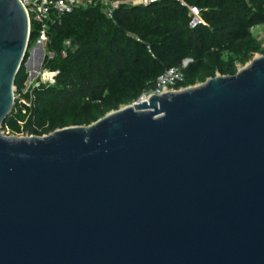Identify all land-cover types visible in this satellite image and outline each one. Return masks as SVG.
I'll use <instances>...</instances> for the list:
<instances>
[{"label": "water", "instance_id": "1", "mask_svg": "<svg viewBox=\"0 0 264 264\" xmlns=\"http://www.w3.org/2000/svg\"><path fill=\"white\" fill-rule=\"evenodd\" d=\"M28 40L0 0V128ZM0 264H264V53L89 125L0 132Z\"/></svg>", "mask_w": 264, "mask_h": 264}, {"label": "trees", "instance_id": "2", "mask_svg": "<svg viewBox=\"0 0 264 264\" xmlns=\"http://www.w3.org/2000/svg\"><path fill=\"white\" fill-rule=\"evenodd\" d=\"M196 5L204 20L188 26V9L177 0L148 5H120L112 19L99 6L77 7L50 23L42 66L56 71L48 86L24 89L25 62L14 85L28 103L15 101L1 128L41 136L71 125H89L111 110L130 104L154 88L166 69L182 67L184 78L173 87L201 83L217 73L232 75L264 44L252 28L264 27V0H184ZM70 40L65 55L63 41ZM184 60H188L182 65ZM22 122V123H20Z\"/></svg>", "mask_w": 264, "mask_h": 264}, {"label": "built area", "instance_id": "3", "mask_svg": "<svg viewBox=\"0 0 264 264\" xmlns=\"http://www.w3.org/2000/svg\"><path fill=\"white\" fill-rule=\"evenodd\" d=\"M161 0H19L24 8V11L28 20V35L30 36L31 26L34 25V31H36L35 38L33 40V45L28 49V58L32 63L34 59V49L40 44L44 49V56L40 64V68L36 70L35 76L29 80L26 79L24 89L22 92L28 89H35L41 85H50L55 81L56 71H51L42 66L45 56H51L46 48L49 43V28L50 23L54 25H59L60 16L64 13L72 11V9L77 7H87V6H99L103 14L112 19L114 11L120 5H148ZM181 5L188 9V15L190 17L188 21V26L194 28L200 24H204V20L201 16V11L196 5H189L184 0H177ZM70 45V40L65 39L63 41V49L61 55H65L67 48ZM35 61V59H34ZM33 61V62H34ZM186 63H182L185 65ZM27 74L28 70L26 69ZM184 75L182 72V67H170L166 69L161 75H159L155 81L154 88L148 92H143L138 98L141 100L147 99L151 94H161L166 91H174L182 89L184 87L174 88L176 83L183 80ZM28 82V83H27ZM27 83V84H26ZM13 100H17L21 103L28 104L24 98L21 96V92H18L17 86L14 85ZM22 123V122H20ZM26 133H17L16 135H22ZM28 136V134H26Z\"/></svg>", "mask_w": 264, "mask_h": 264}, {"label": "rangeland", "instance_id": "4", "mask_svg": "<svg viewBox=\"0 0 264 264\" xmlns=\"http://www.w3.org/2000/svg\"><path fill=\"white\" fill-rule=\"evenodd\" d=\"M253 32H254V35H256L260 40H262V44H264V27L258 26L257 28H253ZM256 54H259V53H256ZM256 54H254V55H256ZM34 59H35V56H34ZM34 59H33V61H34ZM33 61H32V65H34V63H35V61L34 62ZM242 66L243 65H238V68H241ZM25 67H26V65H25ZM27 79H28V76H27ZM196 84H198V83H196ZM15 101L16 100L14 99V102ZM0 129H1L0 132L6 136H17V137L26 136V134L16 135V134L10 133L8 130H3L2 128H0Z\"/></svg>", "mask_w": 264, "mask_h": 264}, {"label": "crops", "instance_id": "5", "mask_svg": "<svg viewBox=\"0 0 264 264\" xmlns=\"http://www.w3.org/2000/svg\"><path fill=\"white\" fill-rule=\"evenodd\" d=\"M101 11H102V10H101ZM257 27H258V26H255V27H253V28H257ZM253 28H252V32H253ZM253 34H254V32H253ZM187 61H188V60H184L183 62H184V63H187ZM183 62H182V63H183Z\"/></svg>", "mask_w": 264, "mask_h": 264}]
</instances>
